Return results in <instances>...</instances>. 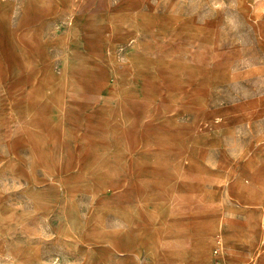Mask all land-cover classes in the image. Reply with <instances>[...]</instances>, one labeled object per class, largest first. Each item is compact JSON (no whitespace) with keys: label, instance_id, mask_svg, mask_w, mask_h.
Returning <instances> with one entry per match:
<instances>
[{"label":"rangeland","instance_id":"374dc122","mask_svg":"<svg viewBox=\"0 0 264 264\" xmlns=\"http://www.w3.org/2000/svg\"><path fill=\"white\" fill-rule=\"evenodd\" d=\"M262 13L0 0V264H264Z\"/></svg>","mask_w":264,"mask_h":264},{"label":"built area","instance_id":"2783aa9c","mask_svg":"<svg viewBox=\"0 0 264 264\" xmlns=\"http://www.w3.org/2000/svg\"><path fill=\"white\" fill-rule=\"evenodd\" d=\"M206 264H224L221 256V248L219 246H216L211 251L210 259ZM239 264H249V263H239Z\"/></svg>","mask_w":264,"mask_h":264},{"label":"bare ground","instance_id":"6f19581e","mask_svg":"<svg viewBox=\"0 0 264 264\" xmlns=\"http://www.w3.org/2000/svg\"><path fill=\"white\" fill-rule=\"evenodd\" d=\"M204 248H205V246H202V248L199 249V255H200V258H201V259H202V257H203Z\"/></svg>","mask_w":264,"mask_h":264},{"label":"clouds","instance_id":"9594fccd","mask_svg":"<svg viewBox=\"0 0 264 264\" xmlns=\"http://www.w3.org/2000/svg\"><path fill=\"white\" fill-rule=\"evenodd\" d=\"M214 6L215 7H220L221 5L220 4H215ZM261 15H264V13H262Z\"/></svg>","mask_w":264,"mask_h":264}]
</instances>
